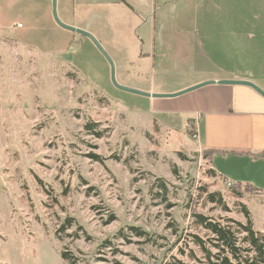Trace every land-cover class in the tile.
I'll return each instance as SVG.
<instances>
[{"label":"rangeland","instance_id":"obj_1","mask_svg":"<svg viewBox=\"0 0 264 264\" xmlns=\"http://www.w3.org/2000/svg\"><path fill=\"white\" fill-rule=\"evenodd\" d=\"M24 2L0 15V262L70 264L67 252L76 264H209L191 234H212L193 211L243 231L259 193L211 173L184 120L176 134L136 113L149 99L113 83L91 38L52 10L49 21L43 0Z\"/></svg>","mask_w":264,"mask_h":264},{"label":"crops","instance_id":"obj_2","mask_svg":"<svg viewBox=\"0 0 264 264\" xmlns=\"http://www.w3.org/2000/svg\"><path fill=\"white\" fill-rule=\"evenodd\" d=\"M6 3L0 0V15ZM42 6L50 21L52 0ZM57 8L64 23L91 32L104 48L108 39L118 45L109 52L116 72L130 77L122 85L173 93L216 81L177 100L136 94L149 100L134 110L176 134L181 120L182 129L197 122L194 145L219 151L210 159L212 169L259 193L250 211L264 234V155L255 156L264 150V96L249 85L218 83L244 79L264 90V0H58Z\"/></svg>","mask_w":264,"mask_h":264},{"label":"trees","instance_id":"obj_3","mask_svg":"<svg viewBox=\"0 0 264 264\" xmlns=\"http://www.w3.org/2000/svg\"><path fill=\"white\" fill-rule=\"evenodd\" d=\"M96 127L97 123L86 125L87 129H90L94 134L100 137L102 132L95 130ZM189 133L192 134V130H190ZM205 150L208 152L206 155L209 160L214 153L219 152L215 149ZM263 155L264 150L255 154V156ZM93 156L96 157V155ZM211 173L216 174V171L212 169ZM236 186L237 188H235V190L239 192L240 190H238V187L240 184H234V187ZM249 187L257 192L255 188ZM209 197L212 202L217 201L215 194H210ZM219 202H221V200H219ZM245 211L247 217L250 216L249 210ZM193 216L198 224L202 225L212 234V237L209 239H205L198 234H191V241L201 248L209 264H264V234L254 228L252 218L249 219L248 224L237 222V225L243 229V231H241L230 224H223L201 212L193 211ZM132 229L137 231L138 235H145V232L137 228ZM242 232H244L245 235L239 236ZM245 244L247 245L245 246ZM68 255L67 252L61 254L62 258L69 261L70 264H76L74 259H71Z\"/></svg>","mask_w":264,"mask_h":264},{"label":"water","instance_id":"obj_4","mask_svg":"<svg viewBox=\"0 0 264 264\" xmlns=\"http://www.w3.org/2000/svg\"><path fill=\"white\" fill-rule=\"evenodd\" d=\"M52 2H53V10H52L53 11V16H54V19L57 22V24L59 26H61L62 28H64V29L73 31L75 33H78V34H81V35H84V36H87V37L91 38L95 42V44L98 46V48L108 58V60H109V62L111 64V68H112V72H111L112 81L121 90H124V91H127V92H131V93H135V94H139V95H142V96H147V97H176V96L182 95L184 93L190 92L192 90L198 89L200 87H203L205 85L212 84V83L216 82L215 80L203 81V82H200L198 84H195L193 86L187 87L185 89H182L180 91L173 92V93L145 92V91H142V90H139V89H136V88H132V87H129V86L122 85L116 79V70H115L114 60L112 59V57L110 55H108V53L106 52L105 48L102 46L100 41L91 32L64 23L60 19L59 15H58V9H57L58 0H52ZM218 83H220V84H243V85H249V86L253 87L254 89H256L259 93H261L264 96V90L262 88H260L259 86H257L255 83L251 82L250 80H244V79H222V80H219Z\"/></svg>","mask_w":264,"mask_h":264},{"label":"built area","instance_id":"obj_5","mask_svg":"<svg viewBox=\"0 0 264 264\" xmlns=\"http://www.w3.org/2000/svg\"><path fill=\"white\" fill-rule=\"evenodd\" d=\"M18 26L19 27H21L22 26V24H18ZM197 125V122H195V121H189L188 123H187V126L188 127H190V130H192V136H193V138L195 139V140H198V134H197V132L195 131V127L194 126H196ZM228 185H230V186H232L233 185V183L232 182H228Z\"/></svg>","mask_w":264,"mask_h":264}]
</instances>
